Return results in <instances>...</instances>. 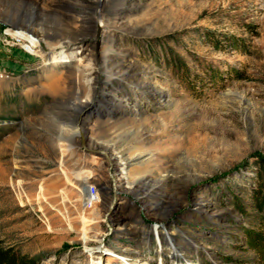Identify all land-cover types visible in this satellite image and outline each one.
<instances>
[{"label":"rangeland","instance_id":"obj_1","mask_svg":"<svg viewBox=\"0 0 264 264\" xmlns=\"http://www.w3.org/2000/svg\"><path fill=\"white\" fill-rule=\"evenodd\" d=\"M0 68L2 245L31 264H257L264 0H0Z\"/></svg>","mask_w":264,"mask_h":264},{"label":"trees","instance_id":"obj_2","mask_svg":"<svg viewBox=\"0 0 264 264\" xmlns=\"http://www.w3.org/2000/svg\"><path fill=\"white\" fill-rule=\"evenodd\" d=\"M254 206L263 218L262 223L255 230H245L250 248L255 253L257 264H264V189L256 188L254 192ZM0 264H31L27 256L14 246L2 245L0 241Z\"/></svg>","mask_w":264,"mask_h":264},{"label":"built area","instance_id":"obj_3","mask_svg":"<svg viewBox=\"0 0 264 264\" xmlns=\"http://www.w3.org/2000/svg\"><path fill=\"white\" fill-rule=\"evenodd\" d=\"M4 33V32H3ZM8 75L4 70L0 68V78H7ZM105 187L102 183H88L85 185L84 193L81 192V202L84 208H91L97 203V197L99 196L100 188Z\"/></svg>","mask_w":264,"mask_h":264},{"label":"bare ground","instance_id":"obj_4","mask_svg":"<svg viewBox=\"0 0 264 264\" xmlns=\"http://www.w3.org/2000/svg\"><path fill=\"white\" fill-rule=\"evenodd\" d=\"M130 147L127 143H125L123 140L120 141H112L111 143H109L106 148H105V152L108 150H110L109 157L113 160V159H118L121 158V161L124 163H129L131 161V159H123V157L127 154V152L129 151ZM98 261V260H97ZM94 264H100L99 262H95Z\"/></svg>","mask_w":264,"mask_h":264},{"label":"water","instance_id":"obj_5","mask_svg":"<svg viewBox=\"0 0 264 264\" xmlns=\"http://www.w3.org/2000/svg\"><path fill=\"white\" fill-rule=\"evenodd\" d=\"M82 147L85 148V147L83 146V144H82ZM97 153L100 154V155H102V156H104V157H106V153H105L104 151L97 150ZM154 225H156V226L159 225V226H160V224H158V223H154L151 227H153ZM151 232H152V231H151ZM155 239H156V241H157V243H158L157 238H155ZM157 243H156V244H157Z\"/></svg>","mask_w":264,"mask_h":264}]
</instances>
